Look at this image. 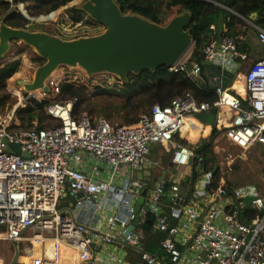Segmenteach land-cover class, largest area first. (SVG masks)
<instances>
[{
  "label": "built area",
  "instance_id": "built-area-1",
  "mask_svg": "<svg viewBox=\"0 0 264 264\" xmlns=\"http://www.w3.org/2000/svg\"><path fill=\"white\" fill-rule=\"evenodd\" d=\"M3 1L28 17L23 0ZM235 15L246 23L237 36L228 35L226 25L220 33L212 26L214 36L202 62L191 52L168 68L204 87L205 64L231 72L227 87L222 76L210 80L204 72L208 90L218 96L215 102H200L187 93L166 106L154 105L132 125L75 118L78 99L51 104L47 114L57 122L52 127L38 120L20 127L17 110L31 97L0 112V242L26 246L22 254L29 260L22 264H264V198L232 189L224 172L230 163L215 153L198 152L185 143L187 136H180L190 116L216 109L214 126H207L230 144L245 150L264 146V59L250 65L245 96L230 89L252 58L239 47L252 30L264 48V30ZM61 83L51 77L46 85L60 95ZM11 144L21 147L20 155ZM158 147L171 154L173 165L190 170L186 188L174 176L163 177L154 188L150 178L146 188L144 172L151 177L153 165L160 166L149 157ZM69 195L75 202L60 208ZM250 210L256 213L248 219ZM152 230L163 237L154 252L144 246L145 233ZM26 231L30 237L23 236ZM125 245L130 246L127 255L118 247ZM11 260L0 255V264Z\"/></svg>",
  "mask_w": 264,
  "mask_h": 264
},
{
  "label": "trees",
  "instance_id": "trees-1",
  "mask_svg": "<svg viewBox=\"0 0 264 264\" xmlns=\"http://www.w3.org/2000/svg\"><path fill=\"white\" fill-rule=\"evenodd\" d=\"M74 1L76 0H23V3L29 11L30 17L38 18L68 7ZM115 2L124 15L139 16L140 10H148L151 14H147L146 17L161 26H166L174 17L189 12L192 18L188 29L194 36L192 57L199 62L203 61V50L214 36V31L211 30L212 26H215L217 30H222L223 25H226L227 34L232 36H237L242 32L246 23L235 14L252 20L264 30V0H115ZM67 11L74 24L90 23L87 22L89 19H86L87 14L79 10L77 6L68 8ZM5 16H8L7 25L14 29L41 32V29H32L41 24H35L19 11H11L9 4L0 0V18ZM235 24H238L240 28L234 29ZM243 49L244 52L247 51L245 48ZM33 62L42 66L46 60L37 56ZM21 67L22 60L17 59L0 68V112H4L8 106L9 109H12L16 104L12 102L11 94L7 92L6 87L8 81L20 71ZM128 79L127 83L121 84L123 87L120 90H115L110 85L100 84L96 85L94 92H90L85 87L87 85L65 81L60 84V90L66 95V100L78 99L73 110L75 118H80L83 115L94 119L106 118L114 125L135 124L139 117L148 113L154 105L166 106L175 97L187 93L194 95L200 102H215L218 99L212 90L206 89L183 73L170 74L166 67H161L155 72L145 71L137 75L130 74ZM118 81L120 80L118 79ZM51 104L52 101L48 99L31 98L26 107H19L17 110L20 127L30 128L36 120L40 122V126H47L44 125L46 121L56 122L47 114V109ZM219 133V130H213L211 139L198 152H211ZM249 212L248 219H251L255 216L256 211L250 210ZM147 250L155 251L150 247Z\"/></svg>",
  "mask_w": 264,
  "mask_h": 264
},
{
  "label": "water",
  "instance_id": "water-1",
  "mask_svg": "<svg viewBox=\"0 0 264 264\" xmlns=\"http://www.w3.org/2000/svg\"><path fill=\"white\" fill-rule=\"evenodd\" d=\"M78 9L105 27L106 31L92 37L64 40L45 32L14 29L6 23L8 16L2 19L0 64L10 51L12 42H24L46 60L36 70L34 80L22 84L26 93L43 91L50 94L51 89L46 82L64 66L80 67L90 79L106 73L118 77L122 83H127L130 74L137 75L145 71L155 72L161 67H172L194 45V36L188 29L192 18L189 12H184L174 17L166 26H161L138 15H124L115 0H89ZM257 59L264 57L258 56ZM201 77L205 88L210 89L204 66L201 67ZM216 113L217 110L214 109L211 113L200 115V118L206 124L214 126ZM11 148L16 154H21L19 145L11 144ZM146 174L149 175V172ZM146 182L148 188V178ZM153 219L151 216L147 221L146 230H150ZM26 248L24 246V251ZM17 261L18 253L13 264Z\"/></svg>",
  "mask_w": 264,
  "mask_h": 264
},
{
  "label": "rangeland",
  "instance_id": "rangeland-1",
  "mask_svg": "<svg viewBox=\"0 0 264 264\" xmlns=\"http://www.w3.org/2000/svg\"><path fill=\"white\" fill-rule=\"evenodd\" d=\"M89 0H76L71 3L68 7H65L57 12H54L48 16H40L38 18H31L29 11L26 9L27 16L35 23L41 24L39 27H33L32 29L38 28L41 29L40 31L48 32L52 35H56L60 38L73 40L82 37H92L96 35L103 34L106 31V28L96 24L97 22L90 19L89 15H87L86 19L88 23H76L74 24L73 19L71 18L70 14L68 13L67 9L71 7H81L83 4L88 2ZM139 16L149 20L146 16L147 14H151L148 10H140ZM151 21V20H150ZM98 27V29H97ZM254 31H250L248 33L249 37L254 35ZM245 48L247 53L251 55V46L250 41H245L240 47V51H243ZM192 52V49L188 52L189 54ZM39 56L35 49L26 45L24 42H12L10 51L4 58L3 63L0 66L6 65L7 63L13 62L17 59L22 60V67L20 68V73H22L21 80H28L32 82L35 77L36 70L38 69L39 65L33 62V59ZM248 66V65H247ZM205 73L211 80L214 76L223 77V86L227 87L230 85L231 79L233 74L228 71H222L221 68L213 65V64H205ZM249 67L245 70L239 72L240 74L237 75L232 87L240 88V86H245V74ZM55 79L65 82H72L75 84L80 85H87L90 92H94L96 85L106 84L110 85V87L114 88L115 90H120L123 86H121L122 82L118 81V77L110 74H98L93 76L91 79L87 75V73L80 67L71 68V67H60L53 76ZM120 80V79H119ZM16 83V82H15ZM60 87V86H59ZM82 87V86H80ZM61 88V87H60ZM6 90L8 93L11 94L12 102H15L17 105L21 98L28 99L31 98H43L51 100L52 103L56 101H65L66 95L61 93L60 95L56 93L55 88L51 86V93L43 94V91L32 92L31 95L28 93L26 94L25 89L23 86H7ZM62 92V91H61ZM14 105V106H15ZM9 107V106H8ZM6 108L5 111L11 110ZM4 111V112H5ZM94 117V116H93ZM57 122L54 121H46L44 125L47 127L55 126ZM113 124V123H112ZM214 148L217 151V159L223 160L225 163L229 164L226 167L224 172L230 176V181L228 182L232 189H240L246 196H252L259 194L264 198V146L263 145H255L250 149H242L237 146H233L230 144L224 137L217 138L213 143ZM159 148V147H158ZM159 152L161 155L156 156L154 153L150 155V159L157 160L160 163L159 165H153V172L154 175L157 171H160L159 176L164 178L169 176H174L176 178H181V184L183 188H186V180L189 179L191 176V172L189 169H185L182 167H178L173 165L172 163L169 164V159L165 158L168 156V153H165L164 150L161 152V148H159ZM164 155V157H163ZM164 167V169H163ZM167 167V168H166ZM157 176V175H155ZM188 177V178H187ZM154 183L152 188H154ZM75 202V199L69 195L64 200L60 201V208H64L69 206L71 203ZM24 237H30L31 233L26 231L23 233ZM160 239H163L161 235L158 234L157 230H152L150 232L145 233V243L144 246L146 248H153L159 246ZM120 250H122L123 254L130 253L129 248H122L118 246ZM24 245H20L16 247L15 244L10 242H0V255L5 259V261L9 262L11 259V264L13 263L17 250L21 251L17 264H22V260L28 259V257H24L22 252L24 251ZM27 251V248H26ZM26 254V253H24Z\"/></svg>",
  "mask_w": 264,
  "mask_h": 264
},
{
  "label": "crops",
  "instance_id": "crops-1",
  "mask_svg": "<svg viewBox=\"0 0 264 264\" xmlns=\"http://www.w3.org/2000/svg\"><path fill=\"white\" fill-rule=\"evenodd\" d=\"M239 25L238 24H235L234 26V29H239ZM224 31V25H223V28L222 30H217V32H222ZM249 41H250V46H251V59L252 60H258L257 57L260 56V57H264V48L259 44L258 40H257V37H256V34L252 35L250 38H249ZM4 66V65H3ZM3 66H0L3 67ZM204 72H205V68H204ZM21 75V76H20ZM22 79V73H20V71L18 73H16L7 83V86H22V82L23 80ZM16 82V83H15ZM232 90L242 96H245L246 95V91H245V86H240V88H236V87H232ZM193 116H196V115H193ZM200 117V116H199ZM190 119H193L194 121L198 122V124L202 127V129L195 125L194 123H191L189 125H187L186 128L183 129V131L190 137V138H196L197 139V142H192L189 140V138H186L185 140V143L187 145H189L191 148H194L195 150L199 151L205 143H207L210 139H211V136H212V132H213V128L209 127L207 128V124H203L201 122L198 121L197 118H193V117H189ZM197 128H199L200 131H197ZM221 133H219L218 137H221ZM223 137V136H222ZM216 138V139H217ZM215 139V140H216ZM163 148H161V152H162ZM159 148H155L153 153L158 156V155H161L160 152H159ZM165 152V150H164ZM212 153H215L217 154V151H216V148H214L213 146V149L211 150ZM166 153V152H165ZM164 157V155H163ZM165 158L169 159V164H171V154H169L168 156H165ZM157 161V160H156ZM167 168V167H166ZM164 169V167H163ZM186 169V168H185ZM149 172L148 170L146 172H144V174L147 176V178L150 180L151 178V182L152 183H156L158 181H160L163 177L162 176H159V173H161L160 171H157L155 175H154V172L152 174L151 177H148L151 175V173L149 172V175H147L146 173ZM188 178V177H187ZM29 258L27 259H24V261H28Z\"/></svg>",
  "mask_w": 264,
  "mask_h": 264
},
{
  "label": "bare ground",
  "instance_id": "bare-ground-1",
  "mask_svg": "<svg viewBox=\"0 0 264 264\" xmlns=\"http://www.w3.org/2000/svg\"><path fill=\"white\" fill-rule=\"evenodd\" d=\"M254 62V60H252V59H250L249 61H248V63L245 65V67L242 69V70H245L247 67H250V65L252 64ZM248 65V66H247ZM249 69V68H248ZM241 70V71H242ZM240 71V72H241ZM248 71V70H247ZM247 73V72H246ZM240 74V73H239ZM238 74V75H239ZM246 75V74H245ZM191 117H193V118H197L198 119V121L199 122H201V123H203L202 122V119L199 117V116H191ZM190 122L191 123H194L195 125H197V126H199L201 129H202V127L198 124V122H196V121H194L193 119H190V118H188V120H187V125H189L190 124ZM187 125L184 127V128H186L187 127ZM183 128V129H184ZM207 128H209V127H207ZM197 131H200L199 130V128H197ZM180 136L181 137H185V136H187L188 138H189V140L190 141H192V142H197V139L196 138H190L183 130L180 132Z\"/></svg>",
  "mask_w": 264,
  "mask_h": 264
}]
</instances>
